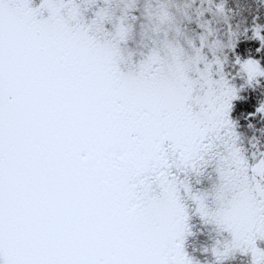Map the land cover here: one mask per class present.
I'll return each instance as SVG.
<instances>
[{
    "label": "snow or ice",
    "instance_id": "6c2138e0",
    "mask_svg": "<svg viewBox=\"0 0 264 264\" xmlns=\"http://www.w3.org/2000/svg\"><path fill=\"white\" fill-rule=\"evenodd\" d=\"M226 2L144 0L134 49L139 0H0V264H198L194 217L264 264V17L220 39Z\"/></svg>",
    "mask_w": 264,
    "mask_h": 264
},
{
    "label": "rangeland",
    "instance_id": "374dc122",
    "mask_svg": "<svg viewBox=\"0 0 264 264\" xmlns=\"http://www.w3.org/2000/svg\"><path fill=\"white\" fill-rule=\"evenodd\" d=\"M177 2L180 3L181 5H183L185 3H190L191 0H177ZM139 4H140L139 8L134 13L137 17H139V19L136 20V21H133L134 25L140 21L141 17H143L142 16V10H143L144 0H139ZM186 10H187V12L190 15L195 17V6H193L192 8L186 9ZM230 18H231V16L229 14L227 22H222L220 20V18L218 19L217 17H212L211 15L208 16V19H210L212 21V27H213L214 30H215V27L217 28L218 24H223V23H225V26L227 28L228 23H230ZM183 28H184V33H185L186 38L196 39L197 44H199V40L197 38V34L200 32V29L198 28V26H197V24L195 22V19L191 23L188 22L187 20H183ZM219 30L218 31L215 30V33H216V35L218 37L220 36L219 35L220 34ZM219 38L221 39V37H219ZM242 142L244 143L245 146H249V143L243 137V135H242ZM197 187H199V185H197ZM192 226H193L192 227V231L194 233H196V235L188 237L187 247H188L189 252L192 254L194 259L198 262V264H216L215 258L212 255H211L212 258L208 257V255L201 256L198 253V251H199L198 250L199 249L198 245L193 241V240H200V239L203 240L204 237L202 236L201 232H203L204 229L206 230V228H203V226L200 224V221H199L198 217H194L193 218ZM215 235L216 234L214 232L210 233V236H209V241H211L210 245L212 244V242H213L212 238L215 237ZM189 238H192L193 240H190ZM201 245H202V242H201ZM201 245H200V247H201ZM207 246H209V245H207ZM250 259H251L250 256H242V255L238 254L237 257L234 260L226 261L225 264H242V262L244 264H249Z\"/></svg>",
    "mask_w": 264,
    "mask_h": 264
},
{
    "label": "flooded vegetation",
    "instance_id": "af4514ba",
    "mask_svg": "<svg viewBox=\"0 0 264 264\" xmlns=\"http://www.w3.org/2000/svg\"><path fill=\"white\" fill-rule=\"evenodd\" d=\"M220 3V0L216 1ZM226 6L229 9L227 16L230 14V23L235 28L237 25L240 26V30L242 31L245 26V20L247 19L249 22L251 21V17L256 15L257 12L264 17V0H227ZM222 22H227L224 16H216ZM220 29V30H219ZM216 31H220L221 39L226 40V31L227 28L225 23L218 24L217 28L215 27ZM259 148L264 149V144H259Z\"/></svg>",
    "mask_w": 264,
    "mask_h": 264
},
{
    "label": "trees",
    "instance_id": "16d2710c",
    "mask_svg": "<svg viewBox=\"0 0 264 264\" xmlns=\"http://www.w3.org/2000/svg\"><path fill=\"white\" fill-rule=\"evenodd\" d=\"M143 12V10H142ZM143 16V15H142ZM144 22V17L140 18V21L138 23L135 24V35L134 38L129 42L130 46L134 49H142L143 48V44H144V40H143V36H142V23ZM255 123V127L256 130L253 129H242V135L243 137L247 140V142H249V138L252 137L253 135L256 136L260 143L259 144H264V135L261 134V132L258 130L262 127H264V121H256ZM250 151H254L255 149H249ZM200 233V232H199ZM202 233V236L204 237V239H200V240H193L192 238H189L190 240H193L197 245H198V253L203 256V255H208V257H211V254L209 253H204L202 251V249L206 246L209 245L210 246V242L209 241V236H210V232L209 229L206 228V230L204 229ZM202 242V245H201ZM259 246L264 247V241H258ZM201 245V247H200ZM212 258V257H211ZM242 264H244L242 262Z\"/></svg>",
    "mask_w": 264,
    "mask_h": 264
}]
</instances>
